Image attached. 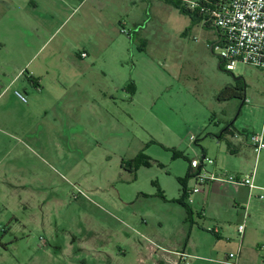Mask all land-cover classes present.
I'll use <instances>...</instances> for the list:
<instances>
[{"label": "rangeland", "instance_id": "obj_1", "mask_svg": "<svg viewBox=\"0 0 264 264\" xmlns=\"http://www.w3.org/2000/svg\"><path fill=\"white\" fill-rule=\"evenodd\" d=\"M31 1L57 10L55 26H63L54 41L76 46L75 63L54 42L30 62L0 47V264H90L93 248L116 254L133 244L186 248L191 264H226L253 212L221 196L209 209L193 193L191 226L182 183L204 155L219 166L209 171L255 167L251 149L233 155L231 136L219 137L227 126L264 131V70L220 68L209 47L215 30L165 0H0V13ZM30 76L41 79L39 90ZM236 84L244 101L220 100ZM263 172L258 164L257 178ZM254 216L264 219V209ZM213 223L226 238L208 230ZM243 251L241 264H264L261 247Z\"/></svg>", "mask_w": 264, "mask_h": 264}, {"label": "crops", "instance_id": "obj_2", "mask_svg": "<svg viewBox=\"0 0 264 264\" xmlns=\"http://www.w3.org/2000/svg\"><path fill=\"white\" fill-rule=\"evenodd\" d=\"M3 12V16L0 13V31H4L7 36L3 41L0 40V47L6 54L23 56L26 58V60L29 59L30 62L44 49L46 45L52 44L54 42V48H52V50H55L57 52L59 51V53L61 52L62 54L66 53V57H68L70 61L75 63L74 55L76 46L72 42H69L66 38L54 41L55 36L60 31L63 24L61 26H55L54 20L59 16V14L53 6H40L37 1H31L30 5H22L20 7L12 4L6 5ZM3 20L5 21L4 28L1 25V22ZM47 29H49V31H47ZM17 31L19 33V36ZM215 32L217 36L213 41V44L218 41L219 37L218 31L215 30ZM17 37H19V39ZM85 44L86 43L79 46H84ZM213 44H211L210 46H212ZM88 46L90 45L87 44V47ZM83 54H85V52L81 53L80 58L82 60H86L89 57V53L87 52V58H83ZM29 62H27V65H29ZM40 78H43L42 74ZM40 78L36 79L33 76L29 77V80L35 87H37L38 90L40 89V86L42 84ZM16 79L17 78L10 80L6 86V89L11 87ZM136 93L137 90L135 91L134 95H136ZM234 132L236 131H233V133ZM244 147H248L249 149H251L246 143H241L236 146L234 145V147L231 148L234 153H232L230 150L229 151L233 155H237L242 151ZM252 154V156L251 154H246V157L249 158V161L251 162L255 161L256 165L253 169L251 168L246 175L253 173L254 169L256 168L255 185L257 187L264 188V176L257 178L258 164L261 165V168L264 171V153L261 154L258 159L254 152ZM215 165L218 166L217 163ZM220 167L221 168H217L216 171H225L227 173H230L231 170L238 171L237 169L225 168V166ZM238 175L240 174L238 173ZM260 192L261 191L258 189L250 190L246 186H234L227 183L214 182L209 183L201 193H197V196H201V201L206 202L209 209L210 207L214 206L217 196H221L222 199L224 198L230 200L233 204L243 207L245 211L250 210V212H253L252 215H249V218L246 221L247 224L244 225L245 230L242 239L238 231V253L240 255V264L242 259L244 258V244H248L252 248L261 247L264 251V219H258L254 216V211L257 208L264 209V203H260L264 200L259 199V196L262 195V193ZM198 216L200 217V220H206L204 216ZM212 225L213 226L209 227L208 230H214V232L212 233L220 239L224 237L226 238V233H228V230L226 231L225 229L220 228V226H217L218 224L215 225L213 223ZM117 249L118 251L115 254V251L113 249H106V247L104 246L100 249V251H97L95 248H93L94 260H91L90 264H176L179 261V253H185L189 257L188 263L191 264L192 258L190 257V254L187 252L186 248H184L183 250H178L177 248H165L156 244H133L132 246H130L129 250H123L122 248Z\"/></svg>", "mask_w": 264, "mask_h": 264}, {"label": "built area", "instance_id": "obj_3", "mask_svg": "<svg viewBox=\"0 0 264 264\" xmlns=\"http://www.w3.org/2000/svg\"><path fill=\"white\" fill-rule=\"evenodd\" d=\"M186 7L196 11L202 18L203 26L208 25L218 31V41L210 46L212 51H219V60L224 69L234 72L238 65H248L264 70V0H218L209 5L199 1L183 0ZM86 58V54L82 55ZM23 102L26 98L20 92L15 93ZM231 148L234 145L246 143L255 153L257 159L264 153V131L261 133L234 132ZM214 160L206 155L202 159H193L190 163L191 174L195 180L192 194L201 193L203 189L214 182L227 183L234 186H246L250 190L264 188L255 185L256 168L248 175H235L227 172L209 171L214 166ZM264 200V195L259 196ZM245 226H239L242 239ZM214 232V230H210ZM176 264H189L188 256L179 253ZM239 253L229 255L226 264H240Z\"/></svg>", "mask_w": 264, "mask_h": 264}, {"label": "trees", "instance_id": "obj_4", "mask_svg": "<svg viewBox=\"0 0 264 264\" xmlns=\"http://www.w3.org/2000/svg\"><path fill=\"white\" fill-rule=\"evenodd\" d=\"M165 1L173 3L176 7H178L182 11V13L190 15L194 19V21H198L200 23L202 22V18L200 17L199 13L196 11L189 10L182 0H165ZM215 1H218V0H199V2L203 5H209ZM205 28L212 29L208 25H205ZM220 68H224L221 62H220ZM129 91L132 94L135 93L136 86L134 83H131L129 85ZM244 98H245V87L242 84H236L235 86H227L220 94V100H224V101H228L231 99H238V100L244 101ZM226 135H230V136L233 135V129L231 126H227L225 128L223 134L219 138L222 140L225 138ZM227 146H228L229 150L232 153H234L233 150H231V143L229 141L227 142ZM191 172H192V170L190 167L189 172H188V178L189 179H193ZM189 179H188V181H189ZM188 181L182 183L183 196H182L181 205L184 206L188 210V219L186 222L188 224H191V226H193L195 224L194 212L192 211L190 204H189V200H190V196L192 194V191L188 190Z\"/></svg>", "mask_w": 264, "mask_h": 264}]
</instances>
